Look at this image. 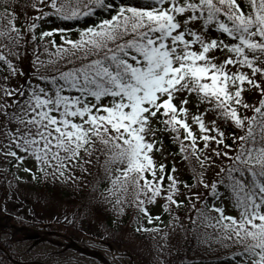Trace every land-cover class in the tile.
Returning <instances> with one entry per match:
<instances>
[{"label": "snow or ice", "instance_id": "snow-or-ice-1", "mask_svg": "<svg viewBox=\"0 0 264 264\" xmlns=\"http://www.w3.org/2000/svg\"><path fill=\"white\" fill-rule=\"evenodd\" d=\"M18 5L0 0V155L37 182L75 183L94 166L108 185L101 197L118 214L130 203L150 226L160 217L148 205L170 215L184 207L235 248L237 264H264V0H29L23 7L34 15L23 29ZM96 10L108 16L76 39L64 29L37 36L49 16ZM54 32L60 44L45 39ZM25 33L55 49L33 61L43 84L31 76L13 83L24 76L14 60ZM45 66L56 75L41 74ZM177 159L193 183L178 175ZM224 200L237 215L225 213Z\"/></svg>", "mask_w": 264, "mask_h": 264}, {"label": "rangeland", "instance_id": "rangeland-1", "mask_svg": "<svg viewBox=\"0 0 264 264\" xmlns=\"http://www.w3.org/2000/svg\"><path fill=\"white\" fill-rule=\"evenodd\" d=\"M29 0H23L19 2L18 11L20 17L16 23L22 29L24 28L25 15L32 16L34 11L29 7L25 9L23 6L28 4ZM56 16H49L43 19L38 24L36 30L37 36L40 31H48L54 29V22L52 18ZM78 32L64 33L66 36L72 39L78 38ZM60 34L55 35L57 44H60ZM54 35V33H53ZM27 43L19 49L20 56L18 60H14L18 69L24 73V76L17 77L13 83L24 84L29 81V77H33V83H41L43 81H37L35 79V73L39 65H34L33 61L36 57L41 60L48 58V53L44 51L45 48H49V51L54 52L55 49L50 48L49 45L40 41L39 39L33 41L30 33H25ZM47 39V38H45ZM57 68L62 70L71 67V65L59 62L56 65ZM41 74L47 72L48 75H56L54 71L50 69V66L39 68ZM246 97L249 102L255 103L257 101V94H247ZM179 101L177 100V103ZM191 108H195V105H190ZM251 115V112L248 113ZM211 118H215L212 116ZM228 128V127H227ZM233 129V128H231ZM228 130V129H227ZM237 135L241 133L237 129H233ZM228 133V132H227ZM169 151L165 150V154ZM156 159L163 160L164 156L160 153L156 154ZM168 160L172 157L168 156ZM179 169L178 175L184 179H191L192 170L184 162H176ZM27 167L32 168L33 163L28 162ZM91 174L85 173L82 178L75 183L69 181L63 184L70 190L71 197L68 199L65 197H56L58 199L54 202L46 203L44 199H39V185L31 178V174L22 170H17L14 163L5 160L0 155V190H3L5 185L7 187L6 194L1 200L4 210L10 211L12 215L19 218L20 215L25 217V212L28 213L31 207H27V204L33 205V207L39 211L49 212V210H58L62 208V204L69 203V211L74 213V219H70L67 223L58 222L56 224L39 223L40 225H33L30 227V233L20 232L17 234L15 250L22 255V258L26 259L29 254L35 256H44L52 264H171L175 256H177V264H184L185 261L189 264V261H194V250L196 246L192 241L196 239L194 233L198 230L200 221L197 219L194 213H190L186 208H180L175 210L166 224H159L156 227H150L158 229L156 231H135L134 226L137 227L139 223H143L144 220L140 219V214L137 210L131 206L124 208L123 213L118 214L113 211L111 204L105 203L101 197V190L99 187H107V181L105 179V173L103 171L98 172L96 167H91ZM79 174V173H78ZM214 175L213 173L209 174ZM19 177L20 179H16ZM48 180H51L49 178ZM53 182V181H52ZM42 184L49 185L48 182L41 181ZM60 183V182H58ZM193 183V182H192ZM62 184V183H60ZM36 186L34 189L32 186ZM56 186V185H54ZM57 187V186H56ZM99 188V191L97 189ZM103 188V189H104ZM198 191V189H193ZM57 194V191H54ZM2 193H0L1 195ZM27 197V203L23 202V198ZM28 197L30 199H28ZM128 201L133 199L132 192L127 194ZM69 201V202H68ZM225 213L227 215H237L235 209L232 207L228 200H224ZM197 207H200L197 204ZM151 214L161 215L164 213L160 204L148 205ZM28 209V211L26 210ZM80 209V211H78ZM97 210L101 213L110 211L112 218L114 216L124 218L123 221H127L126 225L119 227L117 223L112 225V218H110V226L104 222L97 220L94 211ZM78 213V216H77ZM109 214V216H110ZM94 216V217H93ZM93 218V221H91ZM77 221L81 226V231L78 233L72 229L66 228L70 221ZM192 220H196V224L192 223ZM13 225H17L15 221L11 222ZM122 223H119L121 225ZM91 225V226H89ZM29 229V228H28ZM69 229V230H67ZM207 229L203 235H197L198 237H212L215 232L213 228ZM93 231V232H92ZM92 232L93 234H91ZM193 233V235H192ZM0 237H5L7 233L0 230ZM93 235V236H89ZM95 237V238H94ZM214 240V239H213ZM207 243H210L208 241ZM222 245L214 240L212 245ZM209 250L197 252V256L203 258H220L225 255H229L235 251L234 247H218L216 251L208 252ZM221 252V253H220ZM25 253H28L24 255ZM176 263V260H175Z\"/></svg>", "mask_w": 264, "mask_h": 264}, {"label": "trees", "instance_id": "trees-1", "mask_svg": "<svg viewBox=\"0 0 264 264\" xmlns=\"http://www.w3.org/2000/svg\"><path fill=\"white\" fill-rule=\"evenodd\" d=\"M23 0H19V2H21ZM118 2V0H117ZM126 2H133V3H146L147 0H126ZM240 2L243 4V0H240ZM108 16V12L107 11H102V10H96L94 15H90V16H82V17H77L75 19H71V20H63L60 18H52V21L54 22V29H64L66 33H72V32H76L79 31L80 29H83L93 23L98 22V20L102 17H106ZM64 32V33H65ZM60 32H54V35L52 37H46L47 39H53V37L55 35H58ZM39 36V33H38ZM38 41V40H37ZM228 129V130H227ZM232 131H234L231 128H227V126H225V132L227 133H231ZM162 138L164 141V149L169 151V153L171 151H173L174 149V145H172L170 143L169 137L167 134H162ZM229 143H231V139L229 138ZM180 160L177 159L176 162H179ZM181 162V161H180ZM168 163L171 164L172 163V159L168 160ZM184 180H186L188 183H192V179H187L184 178ZM36 182V185L38 184L40 187L38 188L39 191L41 190L42 193H39L38 198L39 199H44V201L46 203L48 202H54L57 201L60 197H65V198H69L71 197L70 194V190L65 187L63 184L58 183L57 182H52V180H48V184L49 185H45L42 184L41 182ZM56 185V186H54ZM34 189H37V187L34 185L32 186ZM101 190H103V186L102 188L99 187ZM99 188L97 187L98 191ZM6 185L4 187L3 190H0V193H2L0 195V199L4 200L3 197L6 194ZM57 191V194L54 193V191ZM223 191V189H221ZM56 197H58V199H56ZM28 199H30L28 197ZM23 202L26 204L27 203V197L23 198ZM69 202V201H68ZM27 207H31L30 211H28V209H26L28 211V213L25 212V217H22L20 215L21 218L12 215V213L10 211H5L3 203H1L0 201V230L3 231L4 233H7L5 235L6 238L3 239V237H0V264H21L23 262H38V263H44V264H52L50 261H48L44 256H35L33 254H29V256L24 259L22 258V255L18 253L17 250H15V246H16V242L18 243L19 241L16 240L17 234H19L20 232L24 233L26 232V234L30 233V227H32L33 225H40L39 223H48V224H56L58 222H63V223H67L70 219H74V213L70 212L69 209V203H65L62 204V208L58 209V210H49V212H43V211H39L37 209H35L33 207V205H30L29 203L27 204ZM184 208V207H181ZM80 211V209L78 210ZM151 212V210H149ZM152 213V212H151ZM110 211H107L105 214L98 212L97 210L94 211V214L97 217V220H100L102 222H104L105 224H107L108 226H110V218H112L111 216H113L112 214H110ZM153 215V214H152ZM215 215V214H213ZM78 216V213H77ZM155 217V215H153ZM157 216V215H156ZM94 217V216H93ZM160 219L159 221L154 220L152 225H147V221L144 220L143 224L146 227H156L159 224H166L168 223L169 219H170V214L166 211H164V213H162L161 215H159ZM112 226H115V223H117V225L119 227L126 225L127 221H123L124 218H120V217H116L114 216V218H112ZM15 221L17 225H13L11 222ZM91 221H93V218H91ZM119 223H122L121 225H119ZM77 224V221L74 220L73 222L70 221V223L66 226V228H69L70 230L72 229L73 226V230L76 232H80L81 231V226H83L84 224ZM91 226V225H89ZM29 228V229H28ZM135 231H137V227H133ZM205 227L199 223L198 226V230L194 233V236L196 237V239H194V241H192L193 245L196 246V249L194 250V261H189V264H237L239 257H233L232 253L229 255H225L222 256L220 258H214V256L212 258H203L200 256H197V252L199 251H204V250H209L208 252H213L217 250V246L218 247H224L220 244L218 245H212L214 244V240L212 239V237H198L197 235H203L204 233H206L207 229H204ZM67 229V230H69ZM93 232V231H92ZM92 232H90L91 234H93ZM192 233V235H193ZM197 234V235H195ZM2 236V234L0 235ZM89 236H93L90 235ZM95 238V237H94ZM208 241H210V243H207ZM215 242L219 243L217 240H215ZM221 253V252H220ZM24 254V253H23ZM28 253H25L24 255H26ZM177 256H175L172 260H174V262L171 264H177ZM176 260V263H175ZM184 264H188L186 261Z\"/></svg>", "mask_w": 264, "mask_h": 264}]
</instances>
